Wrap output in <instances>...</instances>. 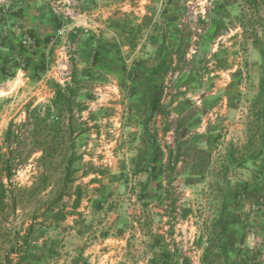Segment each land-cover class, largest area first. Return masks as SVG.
Segmentation results:
<instances>
[{
  "label": "rangeland",
  "instance_id": "rangeland-1",
  "mask_svg": "<svg viewBox=\"0 0 264 264\" xmlns=\"http://www.w3.org/2000/svg\"><path fill=\"white\" fill-rule=\"evenodd\" d=\"M66 1L59 5L61 11L54 12L65 33L58 35L56 31L50 42L39 47L27 37L17 38L12 46L10 38L16 31L5 23L10 21L12 5L0 0L4 21L0 24V264H65L67 233L74 228L68 221L83 216L78 210L87 207L85 204L96 195L106 203L100 216L107 210H119L123 201L131 204L122 207L125 215L140 219L142 236L144 232L148 240L152 239L149 235H163L168 240L171 253L161 264H240L224 251L223 255L213 254L211 247L218 244L221 230L225 231L224 216L240 223L246 218L239 208L247 201V194L238 185L248 177L244 172L251 169V161L264 147V57L260 50L264 49V0L174 2L178 35L185 47L182 51L195 50L204 40L217 52L214 57L201 58V62L164 64L160 73H167L165 88L174 95L181 88L190 89L192 102L205 99L208 90L222 89L221 96H214L208 105L226 98L229 112L225 119L229 124L221 134L228 142L220 155H199L205 158L199 165L203 167L201 178L185 175L173 154L167 191L162 194L166 197L162 200L151 193L148 199L154 200L153 206L145 202L140 209H133L130 202L137 195L134 190L129 189L127 195L109 193L119 183L133 189L136 175L130 163L124 166L126 172L114 174L110 161L121 149L133 148L126 140L132 132L126 124L130 113L124 96L132 87L128 81L135 78L134 64L129 61L133 57L121 66L94 61L96 64L87 68L78 43L72 45L69 37V29H82L83 24L76 21L77 16L67 14L65 7L70 12L74 8L73 1L65 6ZM126 30L129 46L137 38L132 35L136 29L128 26ZM137 34L140 42L136 54H143L148 32ZM129 47L131 53L133 48ZM123 72L127 90L115 92L110 87L119 85L115 78ZM107 73L114 80H109ZM202 91L205 94H200ZM157 129L145 127L141 134L155 138L161 133ZM190 149L194 154L195 148ZM142 163L140 167L146 168L147 163ZM229 183L236 189L235 205L224 211L215 200H224ZM233 193H228L229 198ZM256 207L259 214L251 220L258 226L264 206ZM195 248L200 252L196 249L195 254ZM244 264H264V253L249 257Z\"/></svg>",
  "mask_w": 264,
  "mask_h": 264
},
{
  "label": "crops",
  "instance_id": "crops-1",
  "mask_svg": "<svg viewBox=\"0 0 264 264\" xmlns=\"http://www.w3.org/2000/svg\"><path fill=\"white\" fill-rule=\"evenodd\" d=\"M8 1L12 5L11 18L5 23L16 31V34H13L15 36L10 38L12 46H15L14 41L17 38L22 40L27 37L36 41L41 47L44 43L50 42L56 31H59L58 35L65 33V26L59 27V19L54 13L61 11L62 7L59 8V5L63 0ZM71 1H73L71 4L73 11L70 12L69 7H65V10L69 11L67 14L77 16L78 19H73L80 21L83 28L69 29L72 31L69 37L72 45L78 43L80 54L88 63L87 68L98 61L107 65L121 66L128 62V58L133 57L129 61L134 64L135 78L128 81V85L132 87L124 95L130 113L129 116L127 114L126 124L132 132V137L126 135V140L129 139L128 142H131L133 148L131 151L121 149L120 155L110 161L113 164L114 174L121 170L126 172L124 166L130 163L132 173L136 175L134 174L133 189H131L132 186L128 188L124 183H119L115 187L112 186L109 193L120 192L127 195L129 189L134 190L133 192H137V195L130 201L133 203V209L134 207L140 209L145 202L149 204V206L146 204L148 207H151L154 204L153 199H148L151 193L153 196L157 195L159 199L161 197L162 200L166 197L162 194L167 191V176L170 173L168 167L173 154L176 156L180 150L176 164L182 166L185 175L201 178L203 174L200 170L203 167L199 165L202 164V160L203 163L205 162V158L200 159L199 155L202 152H210L208 156L211 157L217 153L220 155L221 149L226 146L225 142H228L221 134L227 131V129L223 131V128L228 127L229 124L225 119L229 112L226 98L211 106L208 105L214 96H221L222 89L208 90L205 99L192 102L190 97L193 94L188 88H181L176 95L172 93V90L168 92L165 88L167 73L165 74L164 71L160 73V68H163L164 64L199 62L201 58L207 59L212 55L214 57L217 48L202 40L195 50L182 51L185 47L182 46L178 35L177 28H180V24H178V12L174 10L176 0ZM66 3H69V0L64 3L65 6ZM1 6L3 5H0V24H4L1 19ZM127 20L129 23H126ZM128 26L135 27L136 30H133L135 33L132 35L137 37L130 44L133 48L131 53L128 52L130 45L126 44L128 35L124 34L128 31L126 30ZM142 31L148 32L146 51L143 54H136V48L140 42L137 33ZM196 53H198L197 57L194 55ZM117 75L118 79L114 78L120 82L119 85L110 88L115 92H124L127 90L124 87L127 86V81L125 82L127 77L124 72ZM86 76L88 79L92 78L89 73ZM97 76L100 75L97 74ZM112 76L108 73L106 75L109 80H114ZM200 94H205V91ZM153 126L161 130V133L155 138H144L141 129ZM160 139L163 140V146ZM165 144L169 146L172 144L168 147L169 152ZM191 147L196 150L194 154L190 153ZM171 148L176 149L172 151ZM195 153H198L197 157ZM108 156L110 154H107ZM254 157L251 161L253 164L249 167L251 169L244 172V176L248 177H244L238 185L247 194V196L243 194L247 201L239 208L242 209L241 214L246 213V216L244 215L246 218L240 223V221L234 222L233 217H230L228 221L224 216L225 231L221 230L222 234H218L219 238H217L218 244L211 247L213 254L223 255L224 251L228 257L231 256L240 261V264L246 263L247 259L253 255L264 253V217L259 220L258 226L251 220V217L255 218L259 214V208L256 205L264 206V185L257 184L258 177H264V147H261ZM144 161L147 163L146 168L140 167ZM92 177H98V175ZM227 187L229 189L224 191V200H215V204L222 205L224 211L235 205L233 192L236 189L234 190L233 183H229ZM230 191L233 193L232 198H229L228 193L232 194ZM249 192L251 194H248ZM260 194L263 195L260 196ZM248 195L253 198H249ZM97 197L96 195L90 203H86L87 207L78 210V212H84L83 216L77 219L73 217L71 222L68 221V224H72L74 228L67 233L65 264H161L163 259L169 256L171 249L163 235H149L152 239L148 240V233L143 232L142 236L143 229H138L140 219L128 218L121 210L122 207L126 209L131 204L127 205L119 201V210H107L106 213L101 214V217V210L105 209L106 203ZM162 200L160 202H163ZM261 212L264 216V209ZM238 218L241 219V217ZM79 225H82V229ZM253 228H257L256 232ZM219 241L222 243L219 244ZM252 245L254 247H251ZM196 249L200 252V248H195V254Z\"/></svg>",
  "mask_w": 264,
  "mask_h": 264
},
{
  "label": "trees",
  "instance_id": "trees-1",
  "mask_svg": "<svg viewBox=\"0 0 264 264\" xmlns=\"http://www.w3.org/2000/svg\"><path fill=\"white\" fill-rule=\"evenodd\" d=\"M261 50V54H262V56L264 57V49L262 48V49H260ZM180 156V150H178V152H177V154H176V159H178V157ZM171 157H172V154H171ZM176 163H177V161H176ZM171 165L169 164V167H170ZM261 182H263V178L262 177H258V181H257V184H260L261 185ZM166 258V257H165Z\"/></svg>",
  "mask_w": 264,
  "mask_h": 264
},
{
  "label": "built area",
  "instance_id": "built-area-1",
  "mask_svg": "<svg viewBox=\"0 0 264 264\" xmlns=\"http://www.w3.org/2000/svg\"><path fill=\"white\" fill-rule=\"evenodd\" d=\"M25 44H27V42H25Z\"/></svg>",
  "mask_w": 264,
  "mask_h": 264
}]
</instances>
